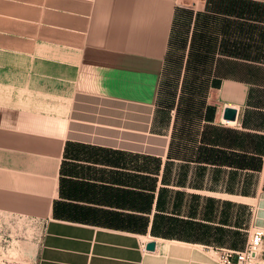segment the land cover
<instances>
[{
  "label": "crops",
  "instance_id": "crops-1",
  "mask_svg": "<svg viewBox=\"0 0 264 264\" xmlns=\"http://www.w3.org/2000/svg\"><path fill=\"white\" fill-rule=\"evenodd\" d=\"M175 14L191 19L168 107ZM190 49L218 84L178 112ZM10 218L39 227L15 248L36 264H220L218 249H243L264 228V0H0Z\"/></svg>",
  "mask_w": 264,
  "mask_h": 264
},
{
  "label": "trees",
  "instance_id": "trees-1",
  "mask_svg": "<svg viewBox=\"0 0 264 264\" xmlns=\"http://www.w3.org/2000/svg\"><path fill=\"white\" fill-rule=\"evenodd\" d=\"M191 16L174 17L171 41L167 52L165 63V76L161 82L159 93L163 97V105H172L175 100L179 80L183 68V56L186 44L187 27L190 23ZM197 49H190L183 72L181 81V92L178 100L177 111L190 113L191 110L202 106V98L207 92L209 86H216L218 82L210 80L212 65L209 59L202 58V54ZM163 86V87H162ZM169 107V106H168ZM212 108L208 107L207 116H211Z\"/></svg>",
  "mask_w": 264,
  "mask_h": 264
},
{
  "label": "built area",
  "instance_id": "built-area-1",
  "mask_svg": "<svg viewBox=\"0 0 264 264\" xmlns=\"http://www.w3.org/2000/svg\"><path fill=\"white\" fill-rule=\"evenodd\" d=\"M18 221L21 222L20 225ZM39 233L36 222L29 218H10L6 224L0 223V261L6 264H36L23 260L15 248L22 239L29 236L37 238ZM262 256L264 257V230L260 227L252 230L243 249H218L220 264H255L257 258Z\"/></svg>",
  "mask_w": 264,
  "mask_h": 264
},
{
  "label": "water",
  "instance_id": "water-1",
  "mask_svg": "<svg viewBox=\"0 0 264 264\" xmlns=\"http://www.w3.org/2000/svg\"><path fill=\"white\" fill-rule=\"evenodd\" d=\"M236 117V109L232 107H225L223 112V118L225 120H234ZM155 247V242L150 241L146 244V249L153 250Z\"/></svg>",
  "mask_w": 264,
  "mask_h": 264
},
{
  "label": "rangeland",
  "instance_id": "rangeland-1",
  "mask_svg": "<svg viewBox=\"0 0 264 264\" xmlns=\"http://www.w3.org/2000/svg\"><path fill=\"white\" fill-rule=\"evenodd\" d=\"M260 228L264 230L263 227H260ZM255 264H264V257L262 256V257L257 258V260L255 261Z\"/></svg>",
  "mask_w": 264,
  "mask_h": 264
}]
</instances>
